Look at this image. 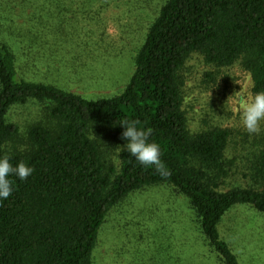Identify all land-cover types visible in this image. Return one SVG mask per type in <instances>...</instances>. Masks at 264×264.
I'll list each match as a JSON object with an SVG mask.
<instances>
[{"label":"trees","instance_id":"16d2710c","mask_svg":"<svg viewBox=\"0 0 264 264\" xmlns=\"http://www.w3.org/2000/svg\"><path fill=\"white\" fill-rule=\"evenodd\" d=\"M40 2L32 14L36 24L19 31L29 48L50 44L59 58L75 34H83L86 21L101 31L98 47L105 41L102 16L109 2ZM11 29L9 36L20 39L19 29ZM85 37L77 48L91 55L83 42L95 39L90 32ZM195 55L215 68L204 76L205 89L216 92L221 73L238 65L250 74L252 93L264 91V0H166L135 53L132 76L110 96L89 98L56 81L34 80L19 67L13 47L0 43V155L34 168L25 182L9 177L13 193L0 201V264H95L112 211L132 194L159 186L188 203L211 264H241L220 226L238 206L264 216V122L242 141L247 147L241 167L228 157L233 129L192 131L184 109V70ZM47 67L44 76L56 79L58 67ZM29 103L40 106L41 114L23 132L10 112ZM128 121L151 129L160 170L121 150V123ZM17 142L23 152L9 149ZM115 151L119 168L110 159ZM236 178L246 184L232 185Z\"/></svg>","mask_w":264,"mask_h":264},{"label":"rangeland","instance_id":"374dc122","mask_svg":"<svg viewBox=\"0 0 264 264\" xmlns=\"http://www.w3.org/2000/svg\"><path fill=\"white\" fill-rule=\"evenodd\" d=\"M104 1L93 0L96 7L109 2L108 10L102 16L106 24L102 37L105 41L99 47L97 41L101 40L98 38L101 31L86 21L83 34H75V41L67 44L71 48L61 53L59 58L50 53V44L37 42L29 48L19 31L36 24L32 14L40 6V0H0V43L7 42L13 47L19 67L28 69L34 80L56 81L89 98L119 94L134 72V56L148 26L166 0ZM11 28L19 29L20 39L9 36ZM86 32L95 39L90 45L83 42L93 50L91 55L77 48L82 41H87ZM48 65L58 67L56 79L44 76L49 70ZM213 71L215 68L206 64L201 56L195 55L190 59L184 70V109L192 131L217 125L236 132L228 157L237 158L235 163L241 167L247 147L242 141L254 133H249L242 126L239 112L233 108L238 107L235 101L237 92L244 90L253 94L251 76L238 65L225 69L220 77L221 88L213 92L205 89L203 84L205 74ZM40 110L37 104L17 106L10 112V120L19 124L24 132L40 117ZM8 147L18 150L22 146L17 142ZM110 159L119 168L116 151L111 153ZM236 181L241 186L246 184L237 178L231 180V184L236 185ZM193 218L188 203L170 187L159 186L136 192L107 218L95 251V264H175L180 260L182 264H211L209 249L200 240ZM220 233L241 264H264L263 215L238 206L224 219Z\"/></svg>","mask_w":264,"mask_h":264},{"label":"clouds","instance_id":"9594fccd","mask_svg":"<svg viewBox=\"0 0 264 264\" xmlns=\"http://www.w3.org/2000/svg\"><path fill=\"white\" fill-rule=\"evenodd\" d=\"M235 101L238 107L233 108V111L239 112L242 126L249 133L258 132L264 122V91L249 94L242 90L235 94ZM121 126L124 129L121 139L126 141L121 150H126L140 165H155L160 170V147L154 142H149L151 129L140 130L135 121L123 122ZM19 150L23 152L25 149L20 147ZM10 161V155H0V201L7 200L13 193V182L9 177L14 176L20 182H25L34 172V168L23 160L16 165Z\"/></svg>","mask_w":264,"mask_h":264}]
</instances>
